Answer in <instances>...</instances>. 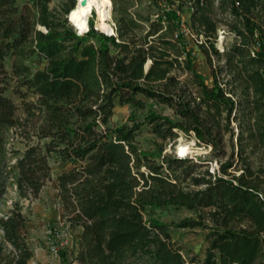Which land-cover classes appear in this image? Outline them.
Returning <instances> with one entry per match:
<instances>
[{
  "label": "trees",
  "instance_id": "16d2710c",
  "mask_svg": "<svg viewBox=\"0 0 264 264\" xmlns=\"http://www.w3.org/2000/svg\"><path fill=\"white\" fill-rule=\"evenodd\" d=\"M37 2L34 18L27 5L0 0V162L15 128L26 147L12 150L20 198L40 197L56 154L72 163L57 177L70 227H83L79 264H187L171 226L144 220L150 205L196 214L176 227L208 230L200 264H264V0H112L113 35L93 25L78 35L68 21L76 0L61 18L50 0ZM186 7L212 83L179 32ZM223 24L234 42L222 55L215 45ZM36 55L43 69L28 64ZM213 56L224 57L225 67H215ZM224 71L228 79L220 78ZM10 81L21 105L7 95ZM145 98L179 119L150 106L144 121L132 114L110 126L117 105L144 109ZM147 124L162 142L185 134L208 147L219 157L216 173L195 172L203 164L186 156L158 162L136 142ZM4 189L0 183V198ZM29 221L20 201L0 215V264H30Z\"/></svg>",
  "mask_w": 264,
  "mask_h": 264
},
{
  "label": "rangeland",
  "instance_id": "374dc122",
  "mask_svg": "<svg viewBox=\"0 0 264 264\" xmlns=\"http://www.w3.org/2000/svg\"><path fill=\"white\" fill-rule=\"evenodd\" d=\"M50 8L56 11L57 15L61 18L64 16L66 8H68L71 0H50ZM76 8H81L83 0H76ZM18 5H27L32 9V16L35 18L41 13V7L37 0H17ZM92 7L90 12L86 13V18L88 21V26L86 30L81 34H86L91 26L93 25L95 30L102 29L109 34H113L115 19H113V7L112 0H92ZM109 10V16L106 17L107 23L112 27V29H105L101 27L104 22L103 18L105 16L106 10ZM72 11V10H71ZM188 8L186 7L182 14V22L180 27L188 25L190 20V15L188 13ZM71 15V12L68 14ZM68 21H70L68 19ZM70 26L76 33H79L70 21ZM112 30V31H111ZM223 31V33H221ZM230 29L226 25H222L219 31L218 41L216 47L220 50L222 55L227 49L226 46L234 42V36L232 35ZM100 31V30H99ZM101 32V31H100ZM105 34V33H104ZM107 34V33H106ZM187 37V36H186ZM188 47L193 48L195 51V68L197 71L206 79L207 82L212 83V72L209 63L206 62V57L201 49L198 47L200 41L197 40V36L191 35L187 37ZM98 44V41H95ZM215 67L223 68L226 62L224 57L217 59L216 56L212 57ZM8 70L11 69V60L6 62ZM28 64L32 69H43L46 62L40 60L36 55L28 60ZM147 67V66H146ZM220 78H229L228 74L224 71L219 73ZM182 79L185 76L181 77ZM15 83L10 81L7 95L12 98L16 104L21 105V101L18 95L14 92ZM147 101V106L144 109L130 107L128 105L121 106L117 105L115 107V115L110 120V126L115 128L118 125L124 124L128 121L130 116L136 121H144L145 116L150 110V106L154 107V110L160 114H164L177 121L179 117L175 114V111L166 104H159L155 101ZM19 116L22 114L21 111L17 113ZM239 124L237 122H232V128H234L236 134L238 132ZM230 133L227 134L226 140H228V151H231L233 144L229 140ZM234 140L235 152L238 150V140ZM136 142L142 150L149 151L151 157L156 158L158 162L162 161L164 155H174V156H186L194 159V162L199 161L202 163V167L197 166L195 172H209L216 173L219 166V157L215 156L213 152L204 146H200L193 137L186 136L185 134H180L175 141H161L153 133L152 127L150 125H143L138 135L136 137ZM174 144V145H173ZM173 145V146H172ZM163 147V148H162ZM5 148L6 155L3 161L0 162V183L5 184V189L2 192L0 198V215H5L10 211L13 203L20 201L21 205L24 206L25 211L30 212V221L26 224L29 233L28 238L32 244L34 250V257L30 261V264H75L78 260L76 259L79 250V241L76 239L75 231L78 229L77 226L74 228L70 227V223L67 221L66 208L60 199V193L58 189V175L71 170L72 163L62 161L56 154L53 155L49 162L52 166V177L53 180L49 181L41 190V195L39 198L34 199L31 203L28 200L21 199L17 193V185L15 179V172L12 166L15 164V155H13L12 150H20L24 152L25 145L21 141V135L18 134L15 128L7 130L5 135ZM201 160V161H200ZM239 172V171H236ZM28 206V207H27ZM27 207V209H26ZM72 214L71 216H73ZM192 217L196 218V214L186 207H176L174 205H168L166 208H159L157 206L150 205L144 211V220L150 224L151 222H161L164 224H169L171 226V235H173V240L176 242L177 246L184 253L187 264H200L201 261L206 256V248L209 244L207 239L208 230L197 227L196 229L191 228H178L177 224L181 223L184 218ZM57 226H61L62 229V239L66 243L61 244L59 241L60 251L58 257H55L50 253L49 249V234L48 231ZM2 232L0 231V234ZM39 254V256H37ZM195 261V262H193ZM79 262V261H78Z\"/></svg>",
  "mask_w": 264,
  "mask_h": 264
},
{
  "label": "built area",
  "instance_id": "2783aa9c",
  "mask_svg": "<svg viewBox=\"0 0 264 264\" xmlns=\"http://www.w3.org/2000/svg\"><path fill=\"white\" fill-rule=\"evenodd\" d=\"M114 23V30H116V23ZM224 30H222L221 33H223ZM180 33L184 34L185 36H187L188 38L191 37V35L193 36H196V34L192 31V29H190L189 25H184V26H181L180 27V30H179ZM225 32V31H224ZM78 35H82L80 32L77 33ZM113 34L114 31H113ZM112 33L111 34H107V35H113ZM178 36V34L176 35V37ZM256 46V49H258L260 46H259V43H256L255 44ZM254 52H253V56H254ZM62 229H61V226H57L55 228H52L48 231V234H49V249H50V253L52 255H54L55 257H58V254H59V251H60V246H59V241L61 240V244H64L66 243L65 241H63L62 239Z\"/></svg>",
  "mask_w": 264,
  "mask_h": 264
},
{
  "label": "bare ground",
  "instance_id": "6f19581e",
  "mask_svg": "<svg viewBox=\"0 0 264 264\" xmlns=\"http://www.w3.org/2000/svg\"><path fill=\"white\" fill-rule=\"evenodd\" d=\"M92 0H83L82 7L81 8H74V10L71 11L70 15V21L73 24V26L80 31V33H83L87 26L88 21L86 18V13L90 12ZM109 16V10L107 9L105 12V16L103 18V23L101 24L102 28L112 29V27L107 23L106 17ZM112 31V30H111Z\"/></svg>",
  "mask_w": 264,
  "mask_h": 264
},
{
  "label": "crops",
  "instance_id": "0c3cea01",
  "mask_svg": "<svg viewBox=\"0 0 264 264\" xmlns=\"http://www.w3.org/2000/svg\"><path fill=\"white\" fill-rule=\"evenodd\" d=\"M77 228L78 229L75 231V233H76V236L75 237H76V239H80L81 234L83 232V227L80 225V226H77ZM37 256H39V254ZM75 264H79V262L77 261Z\"/></svg>",
  "mask_w": 264,
  "mask_h": 264
},
{
  "label": "water",
  "instance_id": "95a60500",
  "mask_svg": "<svg viewBox=\"0 0 264 264\" xmlns=\"http://www.w3.org/2000/svg\"><path fill=\"white\" fill-rule=\"evenodd\" d=\"M77 4V3H76ZM68 19L70 20L71 18H70V15H68ZM147 70L149 69V67H150V62H148L147 64Z\"/></svg>",
  "mask_w": 264,
  "mask_h": 264
}]
</instances>
